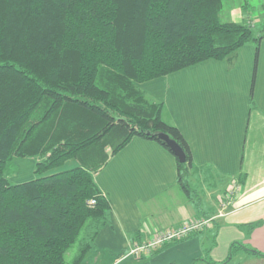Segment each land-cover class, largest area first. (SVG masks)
I'll return each instance as SVG.
<instances>
[{"label":"trees","instance_id":"16d2710c","mask_svg":"<svg viewBox=\"0 0 264 264\" xmlns=\"http://www.w3.org/2000/svg\"><path fill=\"white\" fill-rule=\"evenodd\" d=\"M221 8L222 0H0V264H85L92 243L71 262L65 254L83 227L92 242L108 222L94 175L134 136L171 154L160 134L181 146L177 181L188 192L189 146L139 84L232 59L252 26L221 21ZM263 38L254 39L251 90ZM26 158L37 176L10 183L8 167ZM69 160L78 164L58 170ZM98 251L101 264L123 255Z\"/></svg>","mask_w":264,"mask_h":264},{"label":"crops","instance_id":"0c3cea01","mask_svg":"<svg viewBox=\"0 0 264 264\" xmlns=\"http://www.w3.org/2000/svg\"><path fill=\"white\" fill-rule=\"evenodd\" d=\"M240 10L232 9L234 22L246 18ZM246 49L145 82L189 146V188L181 189L176 158L155 141L134 136L112 155L94 175L110 203L95 245L123 252L111 264H264L249 251L264 254V75L251 90V63L240 62ZM199 217H214L212 225L141 259L127 255L156 230Z\"/></svg>","mask_w":264,"mask_h":264},{"label":"rangeland","instance_id":"374dc122","mask_svg":"<svg viewBox=\"0 0 264 264\" xmlns=\"http://www.w3.org/2000/svg\"><path fill=\"white\" fill-rule=\"evenodd\" d=\"M239 7H241V10H242L240 11L244 12V14L246 15V18L244 19L243 17V20H245L252 26V39L246 44V46H249L250 49H246L247 51H244L243 55L240 58V62L242 64L251 63L252 71H253L254 63H255V52H256L255 49L257 46L256 44H258L257 41L254 39H257L260 35L264 36V0H222V8L219 14L221 21H236V17L232 15L231 11L232 9L234 10ZM258 47H259V52H258V57H257V62H256L255 81L257 77L256 82H258L259 84L264 75V72H263V69H264V38L261 40L260 45H258ZM139 87L143 91H145L147 97L150 100L155 101L154 96L148 93L147 87H149V85H147L144 82V83L139 84ZM261 129L262 127L260 128V130ZM257 145L261 148L260 141L258 142ZM256 153L258 155H261L259 154V152H256ZM35 162L36 160L32 158L17 159L15 162H13L7 169V175H8L7 178L9 182L14 184V183H20L22 181L35 178L37 176L36 174H34ZM77 164L78 163L75 160H69L65 162V164L58 170L69 169V168L75 167ZM190 187H193V185ZM196 187L198 188L199 185H196ZM197 193L199 196L202 197L203 194H199V192ZM89 230H90L89 227L87 226L83 227L80 235L77 238V241L65 254V260L67 262H71L73 258L79 253L80 244L88 241L89 244L92 243V246L91 248L87 249V251L85 252V256H84L85 264H101L100 261L96 262V258L99 256V253H100L98 250L100 249L96 247L95 240H93L92 242L91 240L89 241L88 239Z\"/></svg>","mask_w":264,"mask_h":264},{"label":"built area","instance_id":"2783aa9c","mask_svg":"<svg viewBox=\"0 0 264 264\" xmlns=\"http://www.w3.org/2000/svg\"><path fill=\"white\" fill-rule=\"evenodd\" d=\"M93 202L94 201H91V203ZM222 205L225 206V203H222ZM213 219L214 217L190 218L178 226L156 230L146 240L134 243L129 248L127 255L133 258H141L150 255L154 250L164 244L182 240L209 228L212 225Z\"/></svg>","mask_w":264,"mask_h":264},{"label":"water","instance_id":"95a60500","mask_svg":"<svg viewBox=\"0 0 264 264\" xmlns=\"http://www.w3.org/2000/svg\"><path fill=\"white\" fill-rule=\"evenodd\" d=\"M160 138L166 143L172 152L173 156L177 159L179 163H185L186 157L183 149L177 142L171 138H169L166 134H160Z\"/></svg>","mask_w":264,"mask_h":264}]
</instances>
